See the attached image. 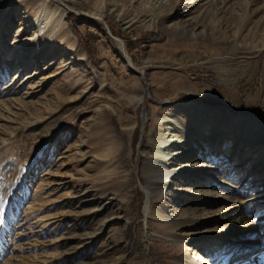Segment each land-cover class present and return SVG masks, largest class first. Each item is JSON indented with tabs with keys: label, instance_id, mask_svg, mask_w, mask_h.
I'll list each match as a JSON object with an SVG mask.
<instances>
[{
	"label": "rangeland",
	"instance_id": "rangeland-1",
	"mask_svg": "<svg viewBox=\"0 0 264 264\" xmlns=\"http://www.w3.org/2000/svg\"><path fill=\"white\" fill-rule=\"evenodd\" d=\"M163 1H52L60 35L36 36L42 0L0 14L8 47L30 40L26 66L0 69V264H182L242 217L264 232V53L231 42L240 21L264 37V0ZM166 135L200 176L173 161L145 173ZM150 190L174 234L147 217ZM261 242L235 243L229 264Z\"/></svg>",
	"mask_w": 264,
	"mask_h": 264
},
{
	"label": "bare ground",
	"instance_id": "bare-ground-1",
	"mask_svg": "<svg viewBox=\"0 0 264 264\" xmlns=\"http://www.w3.org/2000/svg\"><path fill=\"white\" fill-rule=\"evenodd\" d=\"M15 1L20 3L22 0H0V3H1L0 14H2L4 11H6V8L8 9L12 4L15 3ZM42 1H43V3H42L43 7H42V9L39 13L38 19H37L39 31L36 32V36L47 35V32L51 26H53L54 31H56L57 29L59 30V32H60L59 35L61 33L64 34V31H62V26H61L63 16L56 17L58 8L57 9L55 8L56 10L51 8V2L52 1L56 2L57 0H42ZM58 1H60V0H58ZM155 1L156 2H153V0H152L151 3H154V4L158 3L159 7L164 5L163 0H155ZM60 4L63 6L62 3H60ZM7 5H8V7H7ZM154 6L156 7V5H154ZM2 16L0 18V60L3 59V62L0 63V69L9 70L10 66L13 69L14 68L21 69L28 64L30 58L29 57L19 58L17 52L19 50L25 49L27 47V45H29L30 40L29 39L22 40L21 43L19 45H17V47H13V48L8 47V44H5L4 40H3L5 38L4 37V33H5L4 31H5L6 17L5 16L2 17ZM83 18H85V17H83ZM106 25H107L106 28L108 31V36L109 37H110V35L113 36V33L110 30V27L108 26V24H106ZM238 27H239L238 31L234 35H232V41H231L232 46L236 47L238 44L237 42L240 41V43H246L248 45L250 51L258 52V54L264 53V37L252 38V40L249 41L248 38H243V34H242V29H244L246 27V24H244L243 21H240ZM47 37L50 40L52 39L49 36H47ZM59 37L60 36H58V38ZM114 41H116V43H118L119 48L122 52V55L120 54V52H118L119 56H121L125 60L126 64L131 67L132 63H131L130 57L128 55V51L126 49V45L123 42H120V40L117 38H115V40H113V42ZM51 45H53V44H51ZM21 55H22V53H21ZM132 70H133V68H132ZM144 108H145V105H144ZM254 124L257 126V125L263 124V123L254 120ZM201 125H203V124H201ZM173 137H174V135L173 136H170V135L167 136L166 135V139L163 140L161 145L155 150V153H153L154 156L152 159H150L149 163L147 164L145 173H150V171H151L152 173H155L157 176H159L158 175L159 171L156 168L164 166L165 164L169 163V161H173L174 163L177 162V164H173L174 169H180L181 170V167L183 165L187 166V169H182V170L184 172L190 173L189 175L195 177L196 175H198L197 173H195V169L201 168L202 166H205V163L201 162L199 157H194L192 154H190L191 153L190 151L170 152L169 147H171V145H172ZM233 154L235 155V157ZM237 154L239 156H242L236 152V154L232 153V155L227 157V159H228L230 165L235 163L236 166L239 167L237 164H240V162H239V159H237ZM242 158H243V156H242ZM162 164H164V165H162ZM235 164H234V166H235ZM240 166H241V169H244V167L246 165L243 162V163H241ZM219 170L220 169L213 170V174L215 175L214 178L216 177V173ZM255 171H256L255 169H248V173H251V172L255 173ZM198 176H200V175H198ZM196 179L198 180V182H197L198 187L197 188L199 189L200 187H204L205 180H203L200 177H197ZM247 179H248L247 177L245 179H243L242 184H246L248 186ZM160 181L162 182V178H160L158 180V182H160ZM158 182H156L155 185H157ZM218 185L220 186V189H222L224 191L226 190V187L223 186L224 185L223 183H221V184L219 183ZM198 189H196V190H198ZM260 189H263V187H260L259 190ZM258 192L259 191H257V194H259ZM237 193L240 194V192H237ZM148 194H149V197H148V202L146 205L147 217H151L153 219H156L159 228H161V230L164 231L165 233L174 234L176 227H173L170 224V222H168V220H163V221L160 220V216L158 214L159 213V206H158V204L154 205V203L151 200L152 191L150 190ZM229 199L231 201H236L234 199H237V198L231 197ZM257 204H259L261 206V201H258ZM257 222H259V221L255 220L254 218L242 217V219L237 220L236 223L233 224L232 226H228L226 228L222 227L220 230H218L217 234L211 233V234H209V236H204V238H212L213 239V240L209 241L210 243H212V241H215L214 238H217V242H216V244H214L217 246L211 250H208V251H205L202 253L197 252L195 254V256L189 255L187 258H185V260L183 261L182 264H229L233 260V256L231 255V253L233 252V254H234V252L236 251V248H234L235 243L236 244L240 243L241 245L249 244L250 242H252L254 244H255V242L260 243L261 241L264 243V232H261V229H262V227H260L261 224H259L257 226ZM262 225H264V222H262ZM263 260H264V252L260 253L259 248H254L253 250H251L250 252L247 253V255L244 257L243 260L239 261V264H243V263H245V264L251 263L252 264V263H256V262H260V261L262 262ZM81 264H91V263H81ZM115 264H120V263L117 262Z\"/></svg>",
	"mask_w": 264,
	"mask_h": 264
},
{
	"label": "water",
	"instance_id": "water-1",
	"mask_svg": "<svg viewBox=\"0 0 264 264\" xmlns=\"http://www.w3.org/2000/svg\"><path fill=\"white\" fill-rule=\"evenodd\" d=\"M71 12H73L72 10H70ZM78 14V13H77ZM79 15V14H78ZM79 16H81V15H79ZM82 17V16H81ZM87 21H91L90 19H88V18H85ZM107 27V25L105 24V28ZM107 29V28H106ZM108 38L110 39V40H115V38L116 37H114V36H112V35H110V37L108 36ZM118 39V38H117ZM117 53V55H118V57L122 60V62L126 65V67L129 69V71H131L132 69H131V67L129 66V65H127L126 64V62H125V60L121 57V56H119V53L118 52H116ZM132 72V71H131ZM144 122V121H143ZM141 133H142V135H143V133H144V123H143V126L141 127Z\"/></svg>",
	"mask_w": 264,
	"mask_h": 264
}]
</instances>
